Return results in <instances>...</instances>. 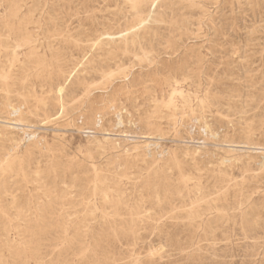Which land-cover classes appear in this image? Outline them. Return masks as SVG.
<instances>
[{
    "label": "rangeland",
    "instance_id": "1",
    "mask_svg": "<svg viewBox=\"0 0 264 264\" xmlns=\"http://www.w3.org/2000/svg\"><path fill=\"white\" fill-rule=\"evenodd\" d=\"M152 2L0 0V264H264V0Z\"/></svg>",
    "mask_w": 264,
    "mask_h": 264
},
{
    "label": "bare ground",
    "instance_id": "2",
    "mask_svg": "<svg viewBox=\"0 0 264 264\" xmlns=\"http://www.w3.org/2000/svg\"><path fill=\"white\" fill-rule=\"evenodd\" d=\"M131 1V0H130ZM152 1V0H151ZM137 2V1H136ZM140 2H142V1H140ZM158 2V0H153V2H152V4L154 3V5L156 4ZM14 3V2H13ZM15 4H18V3H15ZM144 4H145V2H144ZM11 5H13V4H11ZM8 6V5H7ZM129 6H130V4H129ZM0 7H2V6H0ZM141 7H143V6H141ZM158 7V6H157ZM13 8V7H12ZM140 8V7H139ZM150 9V8H149ZM137 10V9H136ZM155 10V9H154ZM2 11V10H1ZM153 11V10H152ZM139 12H140V9H139ZM4 14V13H3ZM148 14V13H147ZM129 15V14H128ZM132 16H134V15H132ZM126 17H128V16H125V18ZM124 18V17H123ZM145 18H147V16L145 17ZM129 19V18H128ZM134 19V18H133ZM131 20V19H130ZM145 20V19H144ZM125 21V20H124ZM146 21V20H145ZM144 21V22H145ZM9 24V23H8ZM25 24V23H24ZM23 24V25H24ZM22 25V24H21ZM26 25V24H25ZM8 26V25H7ZM9 26H12V25H9ZM24 26H22V28H23ZM139 27V26H138ZM3 28V27H2ZM8 28V27H7ZM19 28V27H18ZM21 28V27H20ZM131 28V27H130ZM17 29V28H16ZM3 30V29H2ZM0 31H1V29H0ZM10 30H8V32H9ZM119 31H121V30H119ZM19 32H20V30H19ZM22 32V31H21ZM117 32V31H116ZM121 32H124V31H121ZM116 34V33H115ZM127 34H128V32H127ZM18 35H20V33L18 34ZM119 35V34H118ZM24 36V35H23ZM22 36V34H21V37H23ZM100 36V35H99ZM124 36H126V35H124ZM123 36V37H124ZM108 37V36H107ZM15 38H17V37H15ZM118 38V37H117ZM120 38V37H119ZM108 39H109V37H108ZM113 39L114 38H112V41H113ZM6 40V39H5ZM20 40V39H19ZM23 40V39H22ZM127 40V39H126ZM0 41H2V40H0ZM21 41V40H20ZM14 42V41H13ZM16 42V41H15ZM134 42V41H133ZM126 43V42H125ZM129 43V42H128ZM136 43V42H135ZM130 44V43H129ZM132 44V43H131ZM134 45V44H133ZM3 46H4V44H3ZM135 46V45H134ZM134 46H133V48H134ZM19 47V46H18ZM127 47V46H126ZM128 47H130V46H128ZM13 49V48H12ZM15 49V48H14ZM11 51V50H10ZM126 51V50H125ZM14 54V53H13ZM5 56V55H4ZM14 58V57H13ZM1 59V58H0ZM15 60V59H14ZM1 64V63H0ZM1 68H2V66H1ZM3 70V69H2ZM23 71H25V70H23ZM104 71H106V70H104ZM103 71V72H104ZM111 71V70H110ZM26 73V72H25ZM2 74V73H1ZM102 74H104V73H102ZM106 74V73H105ZM110 74V73H109ZM26 75V74H25ZM107 75V74H106ZM9 76V75H8ZM7 81V80H6ZM12 81V80H11ZM22 81V80H21ZM15 83V82H14ZM8 84V83H7ZM11 84V83H10ZM82 84V83H81ZM1 85H4V83H1ZM26 85V84H25ZM86 85H88V84H86ZM13 86V85H12ZM66 86V83H58L57 85H56V91H57V93L59 94V95H61L62 96V94H63V90H64V87ZM6 88V87H5ZM26 88V87H25ZM25 88H23V89H25ZM83 88V87H82ZM19 89H21V88H19ZM167 90V89H166ZM172 90V89H171ZM17 91H20V90H18L17 89ZM23 91V90H22ZM174 91V90H173ZM177 91V90H176ZM5 92H6V90H5ZM166 92V91H165ZM171 92V91H170ZM6 93H8V92H6ZM16 93V92H15ZM31 93H29V95H30ZM168 94V93H167ZM16 95V94H15ZM64 95V94H63ZM66 95V94H65ZM64 95V96H65ZM73 96V95H72ZM78 95L77 94H75V96L74 97H77ZM23 97V96H22ZM172 97V96H171ZM79 98V97H78ZM22 99H24V98H22ZM34 99V98H33ZM25 100V99H24ZM23 100V101H24ZM26 101V100H25ZM24 101V102H25ZM29 101V100H28ZM74 101V100H73ZM170 101V100H169ZM5 102H6V100H5ZM66 102V101H65ZM75 102V101H74ZM172 102V101H171ZM29 103H31L30 101H29ZM170 103V102H169ZM2 104V103H1ZM9 104V103H8ZM25 104V103H24ZM167 104H168V102H167ZM12 105V104H11ZM22 105V104H21ZM27 105V104H26ZM31 105V104H30ZM5 106V105H4ZM9 106V105H8ZM32 106V105H31ZM30 106V107H31ZM19 107V106H18ZM29 107V106H28ZM5 108V107H4ZM12 108H14V107H12ZM11 108V109H12ZM32 108V107H31ZM31 108H30V110H31ZM6 109V108H5ZM8 110V109H7ZM14 110V109H13ZM21 110V109H20ZM27 110H29V109H27ZM14 111H16V110H14ZM21 111H23V110H21ZM31 111H33V110H31ZM35 112H36V110H35ZM38 112V111H37ZM14 113H16V112H14ZM25 113V112H24ZM10 114H12V113H10ZM1 115V114H0ZM9 115V114H8ZM50 115V114H49ZM56 115V114H55ZM10 116V115H9ZM17 116V115H16ZM21 116V115H20ZM31 116V115H30ZM51 116V115H50ZM1 117H2V115H1ZM13 117V116H12ZM47 117V116H46ZM9 118V117H8ZM11 118V117H10ZM28 119V118H27ZM37 119V118H36ZM48 119V118H47ZM24 120V119H23ZM34 120V119H33ZM32 120V121H33ZM15 121V120H14ZM26 122H28V121H26ZM35 122V121H34ZM42 122V121H41ZM49 122H50V120H49ZM1 123V122H0ZM29 123V122H28ZM27 123V124H28ZM44 123V122H43ZM17 124V123H16ZM16 126H18V125H16ZM25 126V125H24ZM1 128V127H0ZM3 130V129H2ZM1 133V132H0ZM6 137V136H5ZM15 139V138H14ZM1 143V142H0ZM5 144V143H4ZM7 144V143H6ZM20 145V144H19ZM5 147H7V146H5ZM17 148H19V147H17ZM16 148V150L15 151H17L18 149ZM51 150V149H50ZM15 151L12 153V152H8L7 154H3L4 156L0 159V175H2V173L6 170V167L9 165V163H10V160H11V158H12V156H13V154L15 153ZM39 151V150H38ZM23 152V151H22ZM25 152V151H24ZM33 153V152H32ZM44 153V152H43ZM26 154V153H25ZM43 155H45V154H43ZM57 155V154H56ZM55 155V156H56ZM28 156V155H27ZM35 156V155H34ZM48 156V155H47ZM14 158V157H13ZM24 158V157H23ZM27 159V158H26ZM13 160V159H12ZM22 160V159H21ZM29 160V159H28ZM32 160V159H31ZM18 161V160H17ZM27 161V160H26ZM34 161V160H33ZM42 161V160H41ZM53 162H55V161H53ZM123 162H125V161H123ZM14 163H16V162H14ZM34 163V162H33ZM41 163V162H40ZM122 163V162H121ZM120 163V164H121ZM11 164H13V163H11ZM25 164H27V163H25ZM57 164V163H56ZM55 164V165H56ZM123 164V163H122ZM14 165V164H13ZM24 166V165H23ZM10 167V166H9ZM57 167V166H56ZM11 168V167H10ZM47 168H49V167H47ZM129 168V167H128ZM128 168H126V169H128ZM13 169V168H12ZM43 169V168H42ZM123 169H125V168H123ZM11 170V169H10ZM17 170V169H16ZM27 170V169H26ZM40 171V170H39ZM127 171V170H126ZM8 172V171H7ZM121 172V171H120ZM12 173H16V172H12ZM29 174V173H28ZM37 174V173H36ZM35 174V175H36ZM121 174V173H120ZM120 174H118V175H120ZM9 175V174H8ZM25 175V174H24ZM98 176V175H97ZM7 177V176H6ZM5 177V178H6ZM19 177V176H18ZM104 177V176H103ZM123 178V177H122ZM27 179V178H26ZM43 179H44V177H43ZM99 179H101V178H99ZM103 179V178H102ZM121 179V178H120ZM9 180H10V178H9ZM34 180V179H33ZM53 180V179H52ZM61 180H63V179H61ZM8 181V180H7ZM7 181H6V183H7ZM20 181V180H19ZM35 181V180H34ZM29 183H30V181H28ZM36 182V181H35ZM60 182V181H59ZM99 182H101V181H99ZM17 183H19V182H17ZM51 183H53V182H51ZM128 183H130V182H128ZM14 184V183H13ZM94 184V183H93ZM10 185V184H9ZM26 185V184H25ZM36 185V184H35ZM52 185V184H51ZM23 186V185H22ZM39 186H41V185H39ZM38 186V187H39ZM73 186V185H72ZM27 187H29V186H27ZM57 187V186H56ZM135 187V186H134ZM141 187V186H140ZM18 188H20V187H18ZM70 188H72V187H70ZM91 188H92V186H91ZM13 189V188H12ZM16 189V188H15ZM24 189V188H23ZM54 189H55V187H54ZM66 189H69V187L68 188H66ZM119 189H121V188H119ZM10 190V189H9ZM8 190V191H9ZM27 190V189H26ZM94 190V189H93ZM19 191V190H18ZM48 191V190H47ZM47 191H46V193H47ZM89 191V190H88ZM118 191H120V190H118ZM136 191H138V190H136ZM140 191V190H139ZM2 192V191H1ZM29 192H31V191H29ZM67 192H69V191H66V192H64V193H67ZM121 192V191H120ZM24 193V192H23ZM25 193H27V192H25ZM35 193H37V192H35ZM64 193H61V194H64ZM93 193V192H92ZM101 193H103V192H101ZM115 193H116V191H115ZM118 193V192H117ZM51 194H53V192L51 193ZM71 194V193H70ZM121 194V193H120ZM4 195V194H3ZM31 195H32V193H31ZM34 195V194H33ZM67 195H68V193H67ZM87 195V194H86ZM89 195V194H88ZM93 195V194H92ZM138 195V194H137ZM46 196V195H45ZM64 196V195H63ZM62 196V197H63ZM74 196V195H73ZM99 196V195H98ZM121 197V196H120ZM26 198V197H25ZM74 198V197H73ZM72 198V199H73ZM91 198V197H90ZM50 199V198H49ZM86 199V198H85ZM96 199H98V198H96ZM104 199V198H103ZM124 199V198H123ZM143 199V198H142ZM8 200V199H7ZM12 200V199H11ZM27 200V199H26ZM61 200V199H60ZM87 200V199H86ZM100 200V199H99ZM35 201V200H34ZM85 201V200H84ZM126 201V200H125ZM57 202H60V201H57ZM78 202V201H77ZM119 202V201H118ZM12 203V202H11ZM32 203V202H31ZM30 203V204H31ZM56 203V202H55ZM141 204V203H140ZM10 205V204H9ZM25 205V204H24ZM28 205V204H27ZM43 205H45V204H43ZM50 205H51V203H50ZM59 205V204H58ZM79 205V204H78ZM111 205V204H110ZM120 205V204H119ZM20 206V205H19ZM29 206V205H28ZM31 206V205H30ZM34 206H36L35 204H34ZM46 206H47V204H46ZM55 206V205H54ZM61 206V205H60ZM80 206H82V205H80ZM112 206V205H111ZM3 207V206H2ZM1 207V208H2ZM7 207V206H6ZM21 207V206H20ZM26 207V206H25ZM83 207V206H82ZM109 207V206H108ZM113 207V206H112ZM135 207V206H134ZM138 207V206H137ZM10 208V207H9ZM39 208H40V206H39ZM90 208V207H89ZM101 208V207H100ZM111 208V207H110ZM124 208V207H123ZM53 209V208H52ZM67 209V208H66ZM87 209V208H86ZM92 209V208H91ZM108 209V208H107ZM140 209V208H139ZM2 210V209H1ZM7 210H9V209H7ZM31 210V209H30ZM109 210V209H108ZM118 210V209H117ZM131 210V209H130ZM136 210V209H135ZM174 210V209H173ZM44 211V210H43ZM42 211V212H43ZM93 211V210H92ZM98 211V210H97ZM127 211V210H126ZM9 212V211H8ZM17 212V211H16ZM22 212V211H21ZM34 212V211H33ZM45 212V211H44ZM111 212H113V211H111ZM4 213V212H3ZM73 213V212H72ZM131 213V212H130ZM134 213V212H133ZM143 213V212H142ZM17 214V213H16ZM23 214H25V213H23ZM57 214V213H56ZM116 214V213H115ZM127 214V213H126ZM167 214V213H166ZM171 214V213H170ZM11 215V214H10ZM8 216V217H11V216ZM20 215V214H19ZM40 216V218H41V215H39ZM43 216V215H42ZM116 216V215H115ZM121 216V215H120ZM31 217V216H30ZM105 217H107V216H105ZM122 217V216H121ZM130 217V216H129ZM136 217V216H135ZM145 217V216H144ZM64 218H66V217H64ZM62 219V218H61ZM74 219V218H73ZM117 219V218H116ZM123 219V218H122ZM20 220V219H19ZM27 220V219H26ZM60 220V219H59ZM81 220V219H80ZM133 220V219H132ZM131 220V221H132ZM28 221V220H27ZM40 221V220H39ZM82 221V220H81ZM90 221V220H89ZM118 221V220H117ZM141 221V220H140ZM64 222V221H63ZM164 222V221H163ZM116 223V222H115ZM121 223V222H120ZM128 223V222H127ZM157 223V222H156ZM161 223V222H160ZM146 224V223H145ZM147 224H148V222H147ZM100 225V224H99ZM113 225V224H112ZM117 225V224H116ZM124 225V224H123ZM122 225V226H123ZM156 225V224H155ZM108 226H110V225H108ZM134 226V225H133ZM111 227H113V226H111ZM146 227V226H145ZM160 227V226H159ZM114 228V227H113ZM144 228V227H143ZM136 229V228H135ZM116 231V230H115ZM134 232V231H133ZM137 234V233H136ZM135 234V235H136ZM119 235V234H118ZM125 235V234H124ZM128 236V235H127ZM117 238V237H116ZM131 238V237H130ZM129 239V238H128ZM136 242V241H135ZM156 249H158V248H156ZM151 250V249H150ZM149 253V252H148ZM36 258V257H35ZM27 260V259H26ZM137 260V259H136ZM58 264V263H57ZM63 264H64V261H63Z\"/></svg>",
    "mask_w": 264,
    "mask_h": 264
}]
</instances>
